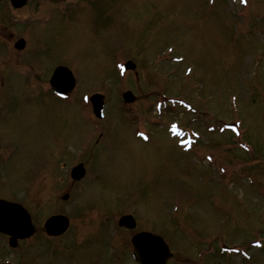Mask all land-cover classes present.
Masks as SVG:
<instances>
[{
	"label": "rangeland",
	"instance_id": "obj_1",
	"mask_svg": "<svg viewBox=\"0 0 264 264\" xmlns=\"http://www.w3.org/2000/svg\"><path fill=\"white\" fill-rule=\"evenodd\" d=\"M207 1L28 0L14 11L0 0V75L4 59L16 65L19 37L29 42L25 61L41 65L33 81L11 77L0 88V197L26 204L36 225L16 249L0 235V264H136L133 230L116 225L123 213L135 230L165 237L167 264H264V248L247 246L264 238V0ZM126 60L134 70H122ZM58 64L75 74L69 99L29 94L33 82L49 87ZM96 92L102 121L86 99ZM237 120L238 137L221 122ZM177 124L196 137L188 152L169 137ZM78 161L87 173L71 183ZM58 212L71 226L48 238L42 221ZM208 240L235 250L207 249Z\"/></svg>",
	"mask_w": 264,
	"mask_h": 264
},
{
	"label": "water",
	"instance_id": "obj_2",
	"mask_svg": "<svg viewBox=\"0 0 264 264\" xmlns=\"http://www.w3.org/2000/svg\"><path fill=\"white\" fill-rule=\"evenodd\" d=\"M20 1H24V0H20ZM128 67L132 68L133 64L131 65L128 64ZM53 77H54L53 81L55 82L54 84L57 85L56 89L58 91L59 90L67 91L73 86L74 83L73 78L70 75L69 71L64 67L57 68L54 72ZM101 99L102 97L99 95H94L92 97V102L94 104V111L96 112V114L99 113L97 110L100 109L101 107ZM124 99L128 101L133 100V95L131 94V92L124 93ZM0 208L6 209L8 211H12L16 213L18 216L22 215V212L20 210L16 209V207H14L12 204L9 203L0 202ZM51 222H53L54 223L53 226L56 227L55 232L62 231L67 224V221L64 217L53 218ZM120 222L124 223L127 226L133 225V222L128 217L125 218L123 217ZM135 237L139 239V242H137L138 248H142L144 251L147 252V249H145L144 245L142 244L144 242H147L150 243V245H152V247L154 248V251H156L151 253V257L146 255V259H150L148 260L149 264H162L165 261V259L167 258V252L165 253L164 246L162 245L160 238L148 233H140L137 234Z\"/></svg>",
	"mask_w": 264,
	"mask_h": 264
},
{
	"label": "snow or ice",
	"instance_id": "obj_3",
	"mask_svg": "<svg viewBox=\"0 0 264 264\" xmlns=\"http://www.w3.org/2000/svg\"><path fill=\"white\" fill-rule=\"evenodd\" d=\"M141 135H143V134H141Z\"/></svg>",
	"mask_w": 264,
	"mask_h": 264
}]
</instances>
